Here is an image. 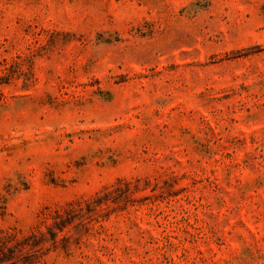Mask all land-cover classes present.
I'll list each match as a JSON object with an SVG mask.
<instances>
[{
  "label": "rangeland",
  "instance_id": "obj_1",
  "mask_svg": "<svg viewBox=\"0 0 264 264\" xmlns=\"http://www.w3.org/2000/svg\"><path fill=\"white\" fill-rule=\"evenodd\" d=\"M0 264H264V0H0Z\"/></svg>",
  "mask_w": 264,
  "mask_h": 264
},
{
  "label": "trees",
  "instance_id": "obj_2",
  "mask_svg": "<svg viewBox=\"0 0 264 264\" xmlns=\"http://www.w3.org/2000/svg\"><path fill=\"white\" fill-rule=\"evenodd\" d=\"M102 202H103L102 200H98V199L94 201V203H95L97 206L100 205ZM56 226H57L56 228H57L58 230H61V229L63 228L64 225L62 224V221H61V222H60L59 224H57ZM54 235H55V234L53 233V236H54Z\"/></svg>",
  "mask_w": 264,
  "mask_h": 264
}]
</instances>
